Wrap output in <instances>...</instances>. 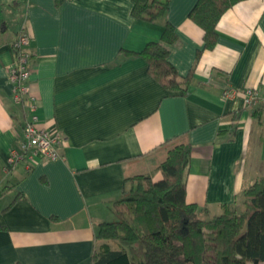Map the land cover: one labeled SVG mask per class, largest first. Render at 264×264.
<instances>
[{
	"label": "crops",
	"instance_id": "0c3cea01",
	"mask_svg": "<svg viewBox=\"0 0 264 264\" xmlns=\"http://www.w3.org/2000/svg\"><path fill=\"white\" fill-rule=\"evenodd\" d=\"M197 1L168 0L147 22L132 18L131 0H0V264H91L97 225L112 219L126 178H160L163 145L192 148L188 203L210 216L242 209L244 190L264 179V104L246 107L242 94H264V0L226 11L199 58ZM167 23L168 61L179 79L190 75L185 94L164 90L133 55L160 42ZM19 35L29 39L37 126L63 140L59 159L37 153L5 173L26 119L8 78Z\"/></svg>",
	"mask_w": 264,
	"mask_h": 264
},
{
	"label": "trees",
	"instance_id": "16d2710c",
	"mask_svg": "<svg viewBox=\"0 0 264 264\" xmlns=\"http://www.w3.org/2000/svg\"><path fill=\"white\" fill-rule=\"evenodd\" d=\"M241 1H197L189 13L203 31L197 58L214 48L219 19ZM131 3L132 18L155 22L165 15L168 0ZM175 40L167 23L160 42L148 43L133 55L145 61L147 73L164 90L185 94L190 75L179 79L168 61V46ZM161 148L165 154L158 165L160 178H126L120 197L111 204L112 219L97 225L91 264H264V179L244 190L241 210L223 206L221 214L210 216L207 209L186 201L191 146Z\"/></svg>",
	"mask_w": 264,
	"mask_h": 264
},
{
	"label": "built area",
	"instance_id": "2783aa9c",
	"mask_svg": "<svg viewBox=\"0 0 264 264\" xmlns=\"http://www.w3.org/2000/svg\"><path fill=\"white\" fill-rule=\"evenodd\" d=\"M28 42L27 36L19 35L11 45L16 55V64L10 69L8 75L13 87L12 100L14 104L24 107L26 119L22 128L23 141L18 148L10 150L3 168L5 173L26 159L32 161L37 153H41L49 161L60 158L57 147L63 138L57 132L50 133L37 126V99L31 93L28 84L30 76L29 53L26 51ZM237 93L236 90L228 89L224 91V97H231ZM242 94L246 107H253L260 101L264 103V94L258 89H245Z\"/></svg>",
	"mask_w": 264,
	"mask_h": 264
},
{
	"label": "rangeland",
	"instance_id": "374dc122",
	"mask_svg": "<svg viewBox=\"0 0 264 264\" xmlns=\"http://www.w3.org/2000/svg\"><path fill=\"white\" fill-rule=\"evenodd\" d=\"M160 151H161V153H163V157H164L165 152L162 150V148L160 149Z\"/></svg>",
	"mask_w": 264,
	"mask_h": 264
}]
</instances>
